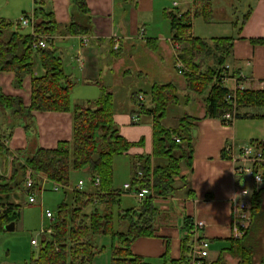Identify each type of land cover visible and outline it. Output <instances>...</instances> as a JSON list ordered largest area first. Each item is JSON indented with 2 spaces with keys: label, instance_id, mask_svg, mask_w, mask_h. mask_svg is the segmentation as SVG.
I'll use <instances>...</instances> for the list:
<instances>
[{
  "label": "trees",
  "instance_id": "trees-1",
  "mask_svg": "<svg viewBox=\"0 0 264 264\" xmlns=\"http://www.w3.org/2000/svg\"><path fill=\"white\" fill-rule=\"evenodd\" d=\"M73 3L80 12H88L86 0H73ZM213 11L211 0H194L191 10L183 13L170 10L166 16L171 23L173 40L182 45L178 52L185 66L183 76L188 92L204 97L206 116L222 118L224 112L232 110L228 95L235 94L221 84L220 79L234 38L207 39L192 33L193 19L202 16L211 20ZM34 19V32L24 33L21 20L15 23L0 17V72H15L17 86H22L25 77L32 76L30 107L26 108L20 97L3 93L0 94V107L12 110L15 115L33 110L72 112L73 138L61 141L54 149L19 150L12 156L2 140L4 133L0 132V156L13 157L11 176L0 175V234L21 218L17 196L21 192L28 195L33 192L24 187L26 172L32 169L64 186L65 199L58 207L52 233L41 241L38 254L29 264H90L101 251L92 243L96 235L113 237L111 264H151L144 256L133 252L132 244L137 238L155 236L160 214L156 198L174 196L178 178L186 182L181 175L183 163L193 168L195 138L189 116L180 120L178 128L169 129L163 125L169 107L180 101L177 87L174 83L154 84L150 91L151 106L138 107L140 111L148 108L146 111L154 117V149L152 155L134 156L131 186L137 192L146 190L148 194L137 207L122 209L121 193L114 188V159L127 153L133 143L121 135L115 123L113 92L105 88L98 99L73 106L74 80L66 74L60 53L52 45L35 47L42 36H53L57 32L82 35L89 33L90 28L75 21L64 26L58 24L47 0H35ZM253 41L264 44V38ZM39 63L43 69L41 75L36 74ZM235 99L236 119L241 117V106L264 109V89H238ZM244 117L264 119V112ZM176 138L181 141L177 142ZM258 145L264 155V141ZM257 168L264 170V160L257 163ZM79 172L92 180L85 191L75 188L74 176ZM96 176L100 177L99 186H94ZM116 207H119L120 223L126 224L124 230L115 229ZM191 226L192 222L187 219L188 231ZM231 241L230 250L239 257V264H258V253L264 244V188L251 196L249 228L243 237ZM192 250L193 237L187 232L182 240V257L172 259L168 246L163 259L170 264H186Z\"/></svg>",
  "mask_w": 264,
  "mask_h": 264
},
{
  "label": "crops",
  "instance_id": "crops-1",
  "mask_svg": "<svg viewBox=\"0 0 264 264\" xmlns=\"http://www.w3.org/2000/svg\"><path fill=\"white\" fill-rule=\"evenodd\" d=\"M47 1L58 24L64 26L75 21L90 28L89 33L82 35L57 32L49 45L60 53L64 70L74 80V87H84L85 90H80V93L85 94L78 95L86 96L84 102L98 99L105 88L113 92L115 123L121 135L133 143L131 149L123 154L129 159L126 173L133 172L134 156L153 154L154 117L146 111L148 108L145 111L138 109L136 97L143 95L145 105L150 107V91L154 84L174 83L180 97L178 104L169 107L163 125L175 129L174 122L180 124L184 116H189V124L193 127V168L189 169L183 163L181 175L186 182L178 178V190L174 196L156 198L160 209L157 218L159 229L155 236L137 238L132 244L133 252L144 256L151 264H170L163 259L169 246L170 257L180 259L182 240L188 232L185 227L188 219L204 223L200 234L210 241L205 264H239V257L230 250L232 238H238L235 232L234 195L243 187L251 190L254 184L250 177L243 178L235 173L233 162L227 152L224 155V151L227 146L235 154L246 146L261 148L258 143L264 141V119L244 116L263 113L264 109L241 106V117L233 125H226L220 117L206 116L203 96L188 92L185 77L174 66L175 45L166 12L191 10L194 0L182 3L174 0L177 5L173 3L172 7L163 0H86L87 13L80 12L73 0ZM238 1L244 11L247 4L249 8L242 22L236 21L232 30L221 36L234 38L232 52L226 60L229 78L224 85L234 90L240 82L243 89H264V44L253 41L264 38V0ZM23 32L33 33L34 25L29 32ZM169 32L171 36L166 35ZM192 33L198 36L193 27ZM86 37L89 40L87 45L83 43ZM117 43L119 48L116 47ZM42 73L39 63L36 74ZM15 78L13 71L0 72V94L20 97L28 108L32 100V76L25 77L22 86L15 85ZM93 87H100L102 94L96 95V91L88 90ZM73 96V106L83 102L73 99ZM171 113L172 121L169 118ZM135 115L139 117L138 123L133 121ZM0 132L4 133L2 140L12 156L19 150L33 152L37 148L54 149L61 141L72 140L73 114L33 110L15 115L12 110L0 107ZM12 156L4 159L7 165H4V171L8 168L11 172ZM115 171L114 163V188L121 193V197L131 195L137 199L132 193L134 188L125 191V184H130L126 177L123 181H115ZM78 178L75 173L74 183ZM92 243L98 249L94 240ZM99 248L102 251L105 245ZM258 256V264H264V244ZM111 260L112 257L108 264H111ZM1 264L6 262L1 261Z\"/></svg>",
  "mask_w": 264,
  "mask_h": 264
},
{
  "label": "rangeland",
  "instance_id": "rangeland-1",
  "mask_svg": "<svg viewBox=\"0 0 264 264\" xmlns=\"http://www.w3.org/2000/svg\"><path fill=\"white\" fill-rule=\"evenodd\" d=\"M167 2V5L173 6L174 0H163ZM184 2L185 0H178ZM213 4V17L211 20H206L202 16H197L193 19V31L196 35L205 38H211L214 36L221 37L227 35L232 28L233 24L239 20L242 22L244 18V13H247V9L249 8V4H247V9L244 11L240 7V3L238 0H211ZM238 9V10H237ZM35 10V0H0V15L11 21L17 23V21L21 20V18L27 14L33 15ZM26 11V12H24ZM23 31L29 32L32 29V26L22 27ZM167 36H171L172 34L167 33ZM230 35V34H228ZM174 66H175V56H174ZM176 73V72H175ZM84 87L80 85H76L73 88V92L71 93L73 99L83 100L86 96H78L83 95L85 93H80V90ZM101 88L93 87L88 90L96 91V95L99 93L102 94ZM92 91V92H93ZM98 93V94H97ZM71 95V96H72ZM90 95H93L90 94ZM93 96H90V98ZM98 97V96H95ZM77 100V101H78ZM76 101V100H75ZM87 101V100H86ZM93 101V100H91ZM79 102V101H78ZM82 102V103H83ZM177 110V109H176ZM170 121L173 119V114H169ZM19 119V118H16ZM15 123V122H14ZM176 125L174 127H179V122H174ZM247 147V146H246ZM262 150V149H261ZM114 163L116 165L115 171V181H123L126 177L127 180L132 183L133 172L126 173L127 169V161L129 159L125 158L123 155L116 156L114 159ZM4 158H0V165L3 168L0 169V175H4L7 177L11 176V172H9L8 168L6 171L4 169ZM7 166V165H6ZM7 173V174H6ZM128 174V175H127ZM79 178L86 177L85 173L79 172ZM78 180V179H76ZM118 184V183H117ZM116 184V185H117ZM253 188V187H252ZM251 188V189H252ZM19 193V192H18ZM17 198L21 204V218L15 225L14 230H8L0 234V259L6 264H29L32 257L36 256L39 252V248L34 247L31 244V240L33 238H39L41 240V229L49 228L53 225V223L45 218L44 212L45 210H50L54 213V215L58 216V207L61 202L65 199L63 191H54V190H46L42 194H38L37 202L34 204L29 203V195L25 192L19 193ZM69 202L72 204L73 201L70 199ZM140 204L139 199L131 195H122V209H128L137 207ZM123 226V227H122ZM126 224L122 225L119 221V207L115 208V229L124 230ZM114 241L111 235H96L94 236V242L98 250L102 244L105 245V248L98 252L94 259L90 264H108L110 262V258L112 257V242ZM156 264V262L154 263ZM158 264V262H157Z\"/></svg>",
  "mask_w": 264,
  "mask_h": 264
},
{
  "label": "built area",
  "instance_id": "built-area-1",
  "mask_svg": "<svg viewBox=\"0 0 264 264\" xmlns=\"http://www.w3.org/2000/svg\"><path fill=\"white\" fill-rule=\"evenodd\" d=\"M177 5V2H174ZM21 22L23 26H33L35 19L33 15H24L21 18ZM52 36H42V39L35 43V47H47L49 46L50 40H52ZM173 40V38H172ZM88 38H84L83 43L85 45L88 44ZM174 49H175V68L177 69L179 74H184L185 66L181 59L179 58V50L182 48V45L178 42L174 41ZM116 47L119 48V43L116 44ZM229 66L226 64L223 71H221V84H225V81L229 78ZM225 86V85H224ZM238 89H243L240 82H238L236 89L232 90L235 94L228 95L227 99L232 103V110H227L224 112L222 116V121L226 125H233L236 120L237 113V102H236V91ZM145 105V97L140 95L137 101V106L142 107ZM133 121H139V117L137 115L133 116ZM177 142H180V138H176ZM225 152L229 154L230 160L233 162L235 173L243 178L250 177L254 187L250 190L249 188H240L234 195L235 201V232L238 238L244 236L246 230L249 228L250 219H251V196L254 191H260L264 188V172L262 168H257V163H260L264 160V155L261 148L251 145L244 147L240 150L239 154H235L233 149L230 146H227ZM92 180L88 175L84 178H78L75 181V188L78 191H85L88 189L89 182ZM100 185V177L96 176L94 178V186ZM40 186V187H37ZM24 187L29 190H33L32 193L29 194V203L34 204L37 202L38 194H42L44 191L51 189L54 191H63L65 188L61 184L55 183L51 181L46 175L41 174L39 172H35L32 169H28L26 172V177L24 181ZM125 191L128 192L132 190L131 184L127 183L124 186ZM132 193L139 199L140 202L147 196L148 191L141 190L139 192L132 191ZM45 218L49 219L52 223L56 221V216L50 210H45L44 212ZM53 226V225H52ZM52 226L49 228H42L40 235L41 240L39 238H33L31 243L35 247H39L42 240H45L53 231ZM204 227V223L202 221L192 222V226L190 233L193 237V250L190 256L189 261L186 264H205V259L209 255L210 241L205 237L201 236L200 232ZM1 264V263H0Z\"/></svg>",
  "mask_w": 264,
  "mask_h": 264
},
{
  "label": "water",
  "instance_id": "water-1",
  "mask_svg": "<svg viewBox=\"0 0 264 264\" xmlns=\"http://www.w3.org/2000/svg\"><path fill=\"white\" fill-rule=\"evenodd\" d=\"M15 229V223H11L7 226V230H14Z\"/></svg>",
  "mask_w": 264,
  "mask_h": 264
}]
</instances>
